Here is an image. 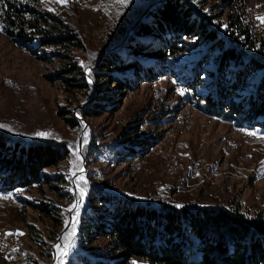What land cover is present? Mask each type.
<instances>
[{
    "label": "rangeland",
    "instance_id": "obj_1",
    "mask_svg": "<svg viewBox=\"0 0 264 264\" xmlns=\"http://www.w3.org/2000/svg\"><path fill=\"white\" fill-rule=\"evenodd\" d=\"M125 1L39 0L37 10L66 22L82 45L81 49L68 50L66 43L50 44L43 47L48 52L47 60L36 58L0 31V125L4 126L0 131L12 138L41 137L63 144L67 158L43 172L54 175L65 171L69 182H51L60 186L58 191L64 194L61 197L46 183L41 184V189L30 186L19 190V199L0 194V264H64L67 248H76L73 240H66L63 246L62 236L76 233L77 213L92 201L90 189L94 184L152 205L228 207L239 203L246 214L259 212L264 206V135L245 133L204 115L179 98L177 87L168 77L141 83L132 77L131 89L119 88L107 100L114 111L81 119L80 130L57 117V106L70 105L73 115L80 119L76 110L87 101L69 85L75 83L68 80L74 77L71 71L60 75L59 68L73 61L84 82L96 86L89 75L94 67L91 64L106 47L105 33ZM185 2L193 9L198 7V14L215 29L223 27L237 2L249 34L253 33L256 41H264V22L258 19L264 18V0ZM134 41L147 45L155 44L158 38L140 35ZM181 43L183 49L176 57L146 50L132 60L125 46H119L115 52L124 59V65L115 69H132L125 75H138L140 67L137 69L134 62L149 65L159 61L160 68H164L192 60L205 47L198 37L184 38ZM134 123L140 124L153 144L144 158L121 160L114 154V145L128 135ZM38 133L47 135L38 137ZM97 144L102 151L92 155L90 151ZM70 182L76 185L74 192ZM74 196L79 198L76 216L59 239V252L56 237L67 221ZM39 203L54 207L55 218L37 209ZM87 247L99 245L92 243L82 248ZM53 255L57 257L53 259ZM123 264L149 263L133 257Z\"/></svg>",
    "mask_w": 264,
    "mask_h": 264
},
{
    "label": "trees",
    "instance_id": "obj_2",
    "mask_svg": "<svg viewBox=\"0 0 264 264\" xmlns=\"http://www.w3.org/2000/svg\"><path fill=\"white\" fill-rule=\"evenodd\" d=\"M155 1L126 0L118 7L105 33L106 47L91 64L94 67L89 75L96 86L84 82L73 61L59 68L60 75L71 71L74 77L68 80L75 83L69 85L87 101L76 110L80 119L73 115L70 105L57 106V117L80 130L81 119L114 111L107 100L119 88L131 89L132 77L136 76L139 83L168 77L179 98L204 115L245 133L264 135V41H256L253 33L249 34L237 2L223 27L215 29L198 14V7L193 9L185 0ZM38 4L39 0H0V31L42 60L48 59L43 47L50 44L66 43L68 50L81 49L68 24L37 10ZM140 35L154 36L158 42L144 45L134 41ZM191 37L205 44L203 52L192 60L164 68L159 61L149 65L133 61L137 69L140 67L138 75H125L132 69H115L124 65V59L115 52L119 46H125L131 60L146 50L176 57L183 49L182 40ZM132 127L114 145V154L121 160L144 158L153 144L140 124ZM101 151L97 144L90 152L95 155ZM67 155L64 145L53 140L12 138L0 131V194L19 199V190L30 186L41 189L46 183L63 196L58 191L60 186L51 182L68 184L64 177L67 172L49 175L43 170L58 165ZM90 192L92 201L77 213L76 233L62 236L63 246L66 240H73L76 248H67L64 264H123L133 257L149 264H264V206L259 212L246 214L239 203L228 207L152 205L108 192L98 184L92 185ZM53 208L45 203L37 205L46 216L55 218ZM92 243L99 247L82 248Z\"/></svg>",
    "mask_w": 264,
    "mask_h": 264
},
{
    "label": "water",
    "instance_id": "obj_3",
    "mask_svg": "<svg viewBox=\"0 0 264 264\" xmlns=\"http://www.w3.org/2000/svg\"><path fill=\"white\" fill-rule=\"evenodd\" d=\"M109 50H110V49H109ZM70 184H71L72 189H73V192H74L75 189H76V185H74V184L71 183V182H70ZM78 200H79V198H78L77 196H74V198H73V202H72V206H73V205H76V202H77ZM72 206H71V209H72ZM75 216H76L75 209H72V210L70 211V213L68 214L67 221H66L65 225L63 226V228H62L60 234L56 237L57 245H59V247H58V248H59V250H58L59 252H60V250H61V245H60V243H59V239H60L61 235L63 234V232H64V231L67 229V227L70 225V223L73 221V219L75 218ZM59 252L57 253V255L59 254ZM57 255H56V256L53 255V259L56 258Z\"/></svg>",
    "mask_w": 264,
    "mask_h": 264
},
{
    "label": "snow or ice",
    "instance_id": "obj_4",
    "mask_svg": "<svg viewBox=\"0 0 264 264\" xmlns=\"http://www.w3.org/2000/svg\"><path fill=\"white\" fill-rule=\"evenodd\" d=\"M57 2L63 3L64 0H57ZM121 2H124V0H121ZM193 2H195V0H193ZM258 19H261V21L264 22V18H258ZM89 82L91 83V81H89ZM181 94H183V93H181ZM0 127H4V126L3 125H0ZM37 135H47V134L38 133ZM77 207H78L77 205H73L72 206V209H76ZM177 207H182V205H177ZM72 209H70V210H72ZM20 234L22 235V233H20ZM8 235H12V233H9ZM73 235H74V233H73ZM55 247H59V245H55Z\"/></svg>",
    "mask_w": 264,
    "mask_h": 264
}]
</instances>
